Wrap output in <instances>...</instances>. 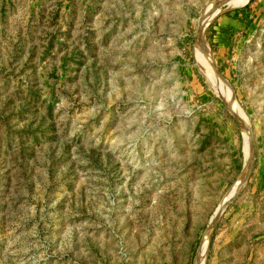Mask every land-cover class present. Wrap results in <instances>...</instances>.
I'll return each mask as SVG.
<instances>
[{
  "label": "rangeland",
  "instance_id": "rangeland-1",
  "mask_svg": "<svg viewBox=\"0 0 264 264\" xmlns=\"http://www.w3.org/2000/svg\"><path fill=\"white\" fill-rule=\"evenodd\" d=\"M222 1L0 0V264H264V0Z\"/></svg>",
  "mask_w": 264,
  "mask_h": 264
},
{
  "label": "bare ground",
  "instance_id": "bare-ground-1",
  "mask_svg": "<svg viewBox=\"0 0 264 264\" xmlns=\"http://www.w3.org/2000/svg\"><path fill=\"white\" fill-rule=\"evenodd\" d=\"M248 0H223L222 3L226 4L227 6L229 7H240V6H243L244 4H246ZM223 4V5H224ZM221 5V4H220ZM218 14L220 13V10H218V4L216 6H214L213 10H211V12H209L210 14H214V13H217ZM209 16V15H208ZM204 21H207V20H204ZM211 21V20H210ZM203 22V21H202ZM204 24V22H203ZM208 24V23H207ZM202 25V24H201ZM206 26V25H205ZM202 27L204 29H206V27H204L202 25ZM204 29H202V31L204 32ZM200 41H202V38H200ZM197 51H198V54H197V62H198V65L202 68L203 71L207 72V73H211V68H210V63H209V56L206 54V52H204L199 46H197ZM212 76V75H210ZM245 132H248L249 133V129H248V126L245 125V128H244ZM217 216V214H216ZM215 223V222H214ZM213 223V225H214ZM214 227V226H213ZM202 248V247H201ZM201 249H200V254H199V258H198V262L200 260V256H201ZM197 262V263H198Z\"/></svg>",
  "mask_w": 264,
  "mask_h": 264
},
{
  "label": "water",
  "instance_id": "water-1",
  "mask_svg": "<svg viewBox=\"0 0 264 264\" xmlns=\"http://www.w3.org/2000/svg\"><path fill=\"white\" fill-rule=\"evenodd\" d=\"M248 1H249V0H248ZM248 1H247V2H248ZM200 38H204V32L200 34L199 40H200Z\"/></svg>",
  "mask_w": 264,
  "mask_h": 264
}]
</instances>
